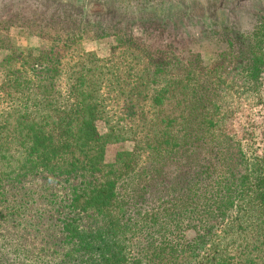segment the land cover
<instances>
[{"label":"trees","instance_id":"obj_1","mask_svg":"<svg viewBox=\"0 0 264 264\" xmlns=\"http://www.w3.org/2000/svg\"><path fill=\"white\" fill-rule=\"evenodd\" d=\"M109 1L0 18V264H264V147L225 130L227 98L264 104V8L251 29L212 21L183 59L136 32L170 23L157 0Z\"/></svg>","mask_w":264,"mask_h":264},{"label":"rangeland","instance_id":"obj_2","mask_svg":"<svg viewBox=\"0 0 264 264\" xmlns=\"http://www.w3.org/2000/svg\"><path fill=\"white\" fill-rule=\"evenodd\" d=\"M46 1H49L47 2L49 4L52 2V4L46 6L48 5ZM63 1L65 0H0V18H13L14 21L20 22L28 7H36L38 12L43 10L46 14V20H49L51 15H55V18H58V15L65 17L64 10H66V7L61 8L59 5ZM106 3H112L116 15L124 11L126 13L134 6L131 0H113L111 3L110 1ZM156 3L157 5L155 6L150 5L146 1L144 7H147V11L156 13L161 19L170 23L162 28V32L155 33L157 39L146 37L145 32H152L150 29L143 31V33L140 29L136 30V32L143 36L145 42L152 45L153 48L169 52L174 50L183 59H185L186 49H193L197 52L202 51V47L200 48L201 39L203 38L202 34L205 29L211 28L212 21L234 22L243 29H251L256 20L259 19V16H261L259 13L264 8V0H157ZM203 12L204 15H202ZM172 18L175 19L171 21ZM54 20L49 22V24L55 25L57 19ZM90 20L95 21L94 17H91ZM47 41V38L21 35L17 44L25 52L29 50L38 51L47 46ZM203 42L204 48H211L204 49L208 51L206 55L211 54L210 52H213L215 45L205 44V40ZM84 48L105 58L110 55L112 46L108 40H93L84 42ZM208 57H211V55ZM236 77L237 75H235ZM262 79L264 82V74ZM262 95H264V90ZM225 106L229 109L231 108V117L225 123V130L230 135H235L242 142L245 149H262L264 147V104L237 101L231 97L227 98ZM98 128L101 133L107 131L104 122H100ZM133 146L134 144L131 142L108 145L107 160L113 161L120 150H131Z\"/></svg>","mask_w":264,"mask_h":264}]
</instances>
